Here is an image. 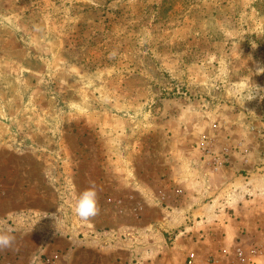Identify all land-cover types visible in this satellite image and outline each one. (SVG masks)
I'll use <instances>...</instances> for the list:
<instances>
[{"label": "rangeland", "instance_id": "rangeland-1", "mask_svg": "<svg viewBox=\"0 0 264 264\" xmlns=\"http://www.w3.org/2000/svg\"><path fill=\"white\" fill-rule=\"evenodd\" d=\"M258 65L264 0H0V226L46 229L45 264H264V202L204 237L194 219L121 230L138 224L137 186L264 173ZM90 181L101 213L85 223L73 208Z\"/></svg>", "mask_w": 264, "mask_h": 264}, {"label": "crops", "instance_id": "crops-1", "mask_svg": "<svg viewBox=\"0 0 264 264\" xmlns=\"http://www.w3.org/2000/svg\"><path fill=\"white\" fill-rule=\"evenodd\" d=\"M220 167L223 166H219V170L218 168L212 169L216 171L212 174L218 177V181L208 185V187L206 185L198 187L196 183L191 185L186 179L181 178V172L179 171L178 176H176V182L174 184L170 183V186L166 187L168 191L164 194L168 195L167 197L160 194V192H163L160 191L161 187L137 186L136 189L140 191L142 196H145V201L141 200V197L136 201L139 205L135 214L138 224L132 226L129 231H127V228H122L121 230L126 233L138 231L143 235L156 236L158 234L163 235L165 231L173 228L183 226L185 232H187L192 230L193 227L186 226V220L194 219L197 222V228L199 229L200 226H203L202 228L204 229L203 234L200 230L196 234L204 237L207 231L206 228H208V225H204L205 221L209 219L213 221L219 220V223H214L216 224L215 227L217 226L219 230L225 227L228 228L230 221L237 218V212L244 204H260L264 202V173L251 172L248 177H241L236 173L237 167L234 164H230L225 169H220ZM206 171L208 170L203 172ZM149 191L153 195L150 196ZM166 198H168V205L172 206L169 211L163 210L161 207V202H164ZM241 200L244 201V204ZM149 210L152 211L151 215H149ZM145 220L147 222H144ZM29 221H31V215L29 216ZM28 224L29 226L25 227V230L21 233H18V231L12 233V228L0 226V231L8 232L17 237V246L20 249L18 253L11 251L0 252V264H45L41 255L48 247L49 235L46 232L47 230L42 227L34 228L30 223ZM197 228L196 230H198ZM185 232H180V234L186 235ZM186 238L188 237L186 236ZM93 240L94 238L79 241V239L73 237L70 244L72 246L74 244H77L76 246L84 244L88 246ZM204 240H200L192 246L188 244L186 251L190 249L200 250L203 247L200 243H203ZM179 241H181V235L176 236L172 242V244L174 243L173 247L170 250L177 248L181 254H184L185 246L180 244ZM28 245L31 248L25 251L24 248ZM156 251V246H152V252ZM212 251L210 249L209 252Z\"/></svg>", "mask_w": 264, "mask_h": 264}, {"label": "clouds", "instance_id": "clouds-1", "mask_svg": "<svg viewBox=\"0 0 264 264\" xmlns=\"http://www.w3.org/2000/svg\"><path fill=\"white\" fill-rule=\"evenodd\" d=\"M264 72V67L257 66V73ZM99 192L97 185L94 181H90L87 188H85L77 197L74 203V214L82 222L89 223L94 220L101 213L99 204ZM13 252L20 251L17 246V237L8 232L0 231V252Z\"/></svg>", "mask_w": 264, "mask_h": 264}, {"label": "built area", "instance_id": "built-area-1", "mask_svg": "<svg viewBox=\"0 0 264 264\" xmlns=\"http://www.w3.org/2000/svg\"><path fill=\"white\" fill-rule=\"evenodd\" d=\"M206 153L205 154H209L210 153V149H205ZM196 256L194 253H189L187 256H186V259H185V263L184 264H196ZM208 264H219L218 261L216 260H213V261H209Z\"/></svg>", "mask_w": 264, "mask_h": 264}]
</instances>
